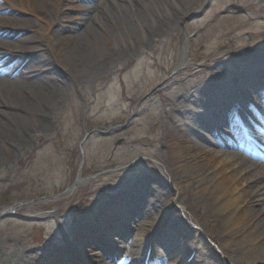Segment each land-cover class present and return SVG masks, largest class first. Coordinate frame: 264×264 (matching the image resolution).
Returning a JSON list of instances; mask_svg holds the SVG:
<instances>
[{"label":"rangeland","instance_id":"1","mask_svg":"<svg viewBox=\"0 0 264 264\" xmlns=\"http://www.w3.org/2000/svg\"><path fill=\"white\" fill-rule=\"evenodd\" d=\"M243 1L256 4L247 12L249 17L217 7V0H202L191 7L176 32L148 43L140 37L128 46L115 48L112 52H132L128 57H112L101 70H80L73 76L60 66L61 61L45 56V71L61 87L60 94L51 103L43 124L36 113L20 110L18 115L28 128L15 131L17 139L9 148L0 144V210L14 206L7 216L0 217V264H29L53 248L74 264H116L127 258L138 259L141 264L148 247L154 251L153 264H264V258L248 257V250L237 252L240 260L230 257L226 261L235 247L229 244L218 249L215 241L221 236L210 234L211 227H205L208 237L193 240L179 257L173 242H164V226L171 219L185 221L183 204H175L164 217L150 215L158 221L148 237L143 217L117 220L113 210L101 206L103 200L110 201L117 193L119 184L137 182L144 173L158 175L164 156L161 137L179 123L173 113L175 101L185 91L195 96L196 90L208 86L216 77L213 74L218 64L226 76L221 73L216 78L231 96L237 99L239 89L249 97L259 93L248 89L254 81L248 79L255 75L245 73L247 62L255 64L254 70H264V0ZM76 2H62L55 29L66 26L67 17L73 16L71 5ZM4 14L0 11V17ZM255 14L258 19H254ZM32 36L29 46L40 47L38 52L46 54L41 45L43 36ZM184 42L188 49L185 64L180 66ZM33 54L26 51L21 57ZM14 55L8 54V59ZM233 61L241 65L235 69ZM229 76L238 79L236 84L225 82ZM14 103L11 98L4 101L5 106ZM200 113L207 122L216 124L207 110ZM202 132L199 123L191 124L188 138L196 139L195 133ZM85 133L90 134L85 138ZM254 147L264 151V146ZM260 168L257 175L264 177V165ZM149 176L155 180V175ZM78 178L82 183L75 191L62 196ZM55 196L60 197L53 200ZM93 208L111 216L103 217L107 231L81 234L80 223L88 222L84 217ZM96 209V215L100 214ZM216 217L210 218L217 223ZM174 238L181 240L180 235ZM101 244L102 248H93ZM91 247L95 256L88 252ZM192 248L198 249L196 254ZM190 253L194 257L188 263ZM50 257L37 264H60L59 256Z\"/></svg>","mask_w":264,"mask_h":264},{"label":"bare ground","instance_id":"2","mask_svg":"<svg viewBox=\"0 0 264 264\" xmlns=\"http://www.w3.org/2000/svg\"><path fill=\"white\" fill-rule=\"evenodd\" d=\"M64 1L0 0V11L5 13L0 17V144L8 148L17 139L15 131L28 128L18 112L32 111L43 124L51 103L61 92V87L45 71L48 66L46 55L55 57L58 63L61 61L60 66L73 76L80 70H101L112 57L131 55V49L112 52L115 48L128 46L140 37L148 43L151 39L176 32L191 7L202 0H76L70 10L73 16L67 17L66 26L55 29L57 11ZM217 7L232 10L237 16L249 17L247 12L256 4L243 0H217ZM258 18L259 15L255 14L254 19ZM25 33L30 35L21 37ZM36 33L43 36L41 45L45 47L46 54L38 52L40 47L29 46L32 35ZM2 49L7 50L3 52ZM187 49L184 42L180 65L185 64ZM26 51L34 54L28 58L21 57V53ZM8 54L16 56L9 60ZM232 64L235 69L241 65L237 61ZM247 64L249 67L245 74L255 75L248 79H254L248 89L261 91L263 69L254 70L253 62ZM225 72L218 64L213 76L221 73L226 76ZM216 77L209 81L208 86L196 90L195 96L185 91L175 101L173 113L178 116L179 123L165 130L161 137L164 156L161 157L158 175L144 173L137 182L119 184L117 193L110 201L103 200L101 206L113 210L117 220L143 217L148 225V237L158 217H164L175 204H183L185 221L171 219L164 226V242H173L172 245L176 246L173 250L179 257L196 239L202 235L208 237L205 227H211L210 234L221 236L215 241L218 249L229 244L235 247L226 261L230 257L240 260L237 253L240 250H248V257L263 259L264 177L258 176L257 172L262 170L264 152L256 151L251 142L264 144V94L249 97L246 91L239 89L236 99V95L233 97L226 92ZM225 80L236 84L238 79L229 76ZM6 98H11L16 104L9 105V102L5 106ZM200 110H207L214 116L217 125L207 122ZM194 123H199L204 132L195 133L196 139L191 140L187 131ZM149 175H155L152 176L155 180ZM80 183L82 180L78 181ZM95 209L86 213L84 218L88 222L80 223L81 234L107 231L103 226L104 219L110 215L102 214L100 209H96V212L100 210L96 215ZM153 214L158 216L157 219H150ZM203 214L206 216L202 217ZM212 215L218 216L217 223L210 218ZM174 235H180L181 240L175 239ZM116 236L121 234L116 233ZM97 247L99 249L103 245L93 248ZM193 250L195 254L198 251L197 248ZM57 251L48 249L42 257L36 256L29 264H37L43 257H50L51 253H54L51 259L59 256L60 264H74ZM88 252L90 256L96 255L92 247ZM153 254L152 250L151 256ZM137 262L138 259L127 258L116 264Z\"/></svg>","mask_w":264,"mask_h":264},{"label":"water","instance_id":"3","mask_svg":"<svg viewBox=\"0 0 264 264\" xmlns=\"http://www.w3.org/2000/svg\"><path fill=\"white\" fill-rule=\"evenodd\" d=\"M78 180H76L74 182V184L65 192V193H71L75 190L76 186H77ZM14 208V206L10 207V208H4L2 209V211L0 212V217H4L7 216L9 211H11Z\"/></svg>","mask_w":264,"mask_h":264}]
</instances>
